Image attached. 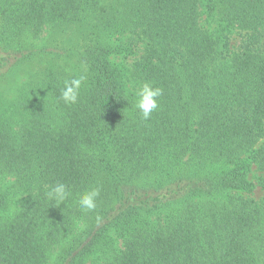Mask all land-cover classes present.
Listing matches in <instances>:
<instances>
[{"label": "trees", "instance_id": "1", "mask_svg": "<svg viewBox=\"0 0 264 264\" xmlns=\"http://www.w3.org/2000/svg\"><path fill=\"white\" fill-rule=\"evenodd\" d=\"M145 81L164 90L148 121ZM258 186L264 0H0V264H264Z\"/></svg>", "mask_w": 264, "mask_h": 264}, {"label": "clouds", "instance_id": "2", "mask_svg": "<svg viewBox=\"0 0 264 264\" xmlns=\"http://www.w3.org/2000/svg\"><path fill=\"white\" fill-rule=\"evenodd\" d=\"M67 71H71L68 69ZM87 80L86 69L70 79H64L60 89L59 99L66 105H75L80 102L82 89ZM163 88L151 81L143 82L134 91L135 108L140 119L148 121L152 114L160 107V99L163 96ZM12 182V181H10ZM45 195L48 200L53 201L56 206L66 203L73 193L71 188L63 183L56 182L53 185L45 186ZM101 195L99 186L90 187L80 193L78 207L82 212H91L97 208L98 198Z\"/></svg>", "mask_w": 264, "mask_h": 264}, {"label": "rangeland", "instance_id": "3", "mask_svg": "<svg viewBox=\"0 0 264 264\" xmlns=\"http://www.w3.org/2000/svg\"><path fill=\"white\" fill-rule=\"evenodd\" d=\"M231 42H232V45L234 48L238 47L239 43H240V37L238 35L237 32H234L231 34ZM133 58V57H132ZM131 58V59H132ZM29 69V68H27ZM26 67H24L23 69L19 70L16 77L12 80L10 79V82H11V89L8 91V94L9 96H11L14 92V87L16 86V84L20 81V80H24L26 77H27V74L29 72V70H27ZM10 82L7 81L4 85L5 87H8L10 85ZM255 173V172H254ZM261 174L260 172L257 173V175ZM263 189L258 186L257 188H255V190L250 194L251 196H253L254 198L256 199H260L262 196H263Z\"/></svg>", "mask_w": 264, "mask_h": 264}]
</instances>
